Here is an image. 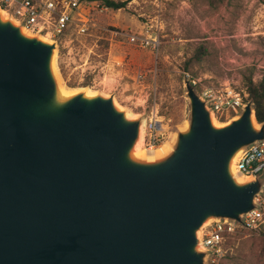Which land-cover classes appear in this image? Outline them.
<instances>
[{
	"label": "water",
	"instance_id": "obj_1",
	"mask_svg": "<svg viewBox=\"0 0 264 264\" xmlns=\"http://www.w3.org/2000/svg\"><path fill=\"white\" fill-rule=\"evenodd\" d=\"M2 10L0 264H207L206 221L244 225L258 208L264 172L239 182L230 169L264 140L253 101L215 125L186 79L187 126L166 154L137 159L145 119L114 96L59 98L58 41L24 33Z\"/></svg>",
	"mask_w": 264,
	"mask_h": 264
},
{
	"label": "rangeland",
	"instance_id": "obj_2",
	"mask_svg": "<svg viewBox=\"0 0 264 264\" xmlns=\"http://www.w3.org/2000/svg\"><path fill=\"white\" fill-rule=\"evenodd\" d=\"M97 3L83 8L85 32L71 29L57 42L58 76L68 91L114 96L136 117L146 119L157 109L168 126L169 150L190 117L186 79L198 92L229 84L247 102L245 77L261 78L264 0H129L117 10ZM128 35L156 38L158 48ZM223 253L207 264H264V227L226 234Z\"/></svg>",
	"mask_w": 264,
	"mask_h": 264
},
{
	"label": "built area",
	"instance_id": "obj_3",
	"mask_svg": "<svg viewBox=\"0 0 264 264\" xmlns=\"http://www.w3.org/2000/svg\"><path fill=\"white\" fill-rule=\"evenodd\" d=\"M98 5L97 1L88 0H0V6L26 30L34 34L49 37L61 42L71 29L85 32L88 29L89 18L83 14V8L88 5ZM133 43L158 48L156 38L137 37L128 35ZM141 76V75H140ZM196 84L195 81H193ZM200 95L207 100L212 114L218 118L223 116L235 117L240 114L246 101L244 96L229 84L220 87H205ZM246 96V95H245ZM143 149L153 153L168 138V126L157 109L152 110L145 119ZM239 174L254 178L264 172V140L246 148L236 161ZM258 208L245 216L244 225L233 221L219 220L209 223L202 230L200 241L210 252L209 259L216 262L223 253V243L226 234L234 233L238 228L259 230L264 227V186L257 198Z\"/></svg>",
	"mask_w": 264,
	"mask_h": 264
},
{
	"label": "bare ground",
	"instance_id": "obj_4",
	"mask_svg": "<svg viewBox=\"0 0 264 264\" xmlns=\"http://www.w3.org/2000/svg\"><path fill=\"white\" fill-rule=\"evenodd\" d=\"M7 16H8V14L4 10H2L1 11V17L3 19H6ZM23 31L26 34H30V32L28 30H26L25 28L23 29ZM41 38L44 39V40H48L49 37L47 38L46 36L41 35ZM55 57H56V53H54V56H53V59H52V69H53V72H54V75H55L56 81H57L58 97L61 98V99L68 98L69 96H71L73 94V92L72 91H68L66 89V87L62 84V82L60 80V77H59L60 75L58 76V73H57V70H56V65H55V61L56 60H55ZM86 95L87 96H93L94 93H92L91 91H86ZM115 104H116V106L118 108L122 109L121 106L116 101H115ZM126 116L128 118H135L137 115H134L131 112H127L126 113ZM212 121H213V123L215 125H221V122L219 123L217 121V118L213 114H212ZM144 133H145V127L144 126H141L139 140L136 143L134 149L132 150V156L133 157H135L137 159H148V158L152 159V158H156L158 156H161L163 154H166V152H168L169 146H168V144L165 143V144L161 145L153 153H151V154L150 153H147L146 150H144L143 149V146H142L143 145ZM239 155H240V151L237 152L235 154V156L233 157V159L231 161V167H230V169H231V172L234 174V176L237 178V181H239V182H245V181L249 180L250 177H246V176H243V175H241V174L238 173L237 168H236V161H237ZM205 226L203 227V229L205 228ZM202 230L200 231L201 233H202ZM201 233L198 235L199 237H200Z\"/></svg>",
	"mask_w": 264,
	"mask_h": 264
},
{
	"label": "trees",
	"instance_id": "obj_5",
	"mask_svg": "<svg viewBox=\"0 0 264 264\" xmlns=\"http://www.w3.org/2000/svg\"><path fill=\"white\" fill-rule=\"evenodd\" d=\"M99 2L112 10H117L126 7L129 0H88ZM71 31H68L70 33ZM245 85L247 88L248 98L254 103L256 118L259 122H264V69L262 70L261 78L254 80L252 76L245 77Z\"/></svg>",
	"mask_w": 264,
	"mask_h": 264
}]
</instances>
